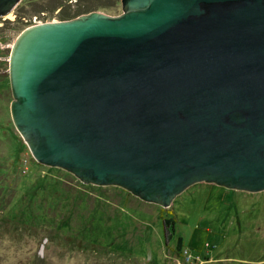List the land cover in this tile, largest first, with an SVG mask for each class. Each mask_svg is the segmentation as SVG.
Masks as SVG:
<instances>
[{
  "label": "water",
  "instance_id": "1",
  "mask_svg": "<svg viewBox=\"0 0 264 264\" xmlns=\"http://www.w3.org/2000/svg\"><path fill=\"white\" fill-rule=\"evenodd\" d=\"M121 2L15 40L11 113L33 157L163 207L200 181L264 190V0Z\"/></svg>",
  "mask_w": 264,
  "mask_h": 264
},
{
  "label": "rangeland",
  "instance_id": "2",
  "mask_svg": "<svg viewBox=\"0 0 264 264\" xmlns=\"http://www.w3.org/2000/svg\"><path fill=\"white\" fill-rule=\"evenodd\" d=\"M56 2L61 1L20 0L0 15L1 80L9 79L4 60L9 66L12 46L27 27L68 20L60 19L65 13L124 12L121 0L100 2L96 8L70 0L52 9ZM36 7L42 10L36 12ZM4 84L0 81V264H264V190L205 181L188 186L165 207L166 220L175 216L173 239L167 243L159 209L145 207L137 196L141 204L129 201L125 191L131 192L118 185L84 182L89 186L80 200L64 188L59 194L63 172L83 181L33 157L12 118L14 98ZM75 183L66 185L79 189ZM178 243L190 259L173 252ZM196 254L200 257L192 259Z\"/></svg>",
  "mask_w": 264,
  "mask_h": 264
},
{
  "label": "trees",
  "instance_id": "3",
  "mask_svg": "<svg viewBox=\"0 0 264 264\" xmlns=\"http://www.w3.org/2000/svg\"><path fill=\"white\" fill-rule=\"evenodd\" d=\"M55 1H58V0H54V2ZM59 1H61V2H56L55 4H54V6H53V8L52 9H57V8H62L63 6V3H67L68 1H70V0H59ZM78 1H80V0H78ZM85 2H86V5L88 4V5H92V7H94V8H96L97 6H99V4H100V2H103V3H105V2H108V0H85ZM113 2V1H112ZM76 4H77V0H76V2H75ZM80 3V2H79ZM75 4V5H76ZM36 9V12L37 11H41L42 10V7H36L35 8ZM61 14V13H60ZM73 16H75V15H69V14H67V13H65V14H62V16H61V18L60 19H69L70 17H73ZM74 18V17H73ZM4 64H5V67L6 68H9V66H8V60H4ZM7 79H0V81H2V82H5V84H4V86L3 87H6V91H5V93L7 94V93H9L10 91H11V88H10V81H9V79H8V75H7V77H6ZM8 88H9V92H7V90H8ZM21 136V135H20ZM21 140L23 141L24 140V138H22V136H21ZM23 144H25L26 146H28V144H27V142H26V140L25 141H23ZM28 148H29V146H28ZM32 157V156H31ZM39 166H41V164H39L36 160H34ZM49 169H51V168H49ZM63 174L66 176V177H64V179L62 180H60V181H58V186H59V188H58V192H59V194L62 192V189L64 188L65 189V191L67 192V194H69V195H73V197H74V199H76V198H78V200H80V199H82V195H84V193L86 192V190H85V188L86 187H88L89 185H87V184H84V182L82 183V182H80L78 179H75V178H73L72 177V175L70 174V173H67V172H63ZM70 180H72V181H75L76 183L74 184V185H72L73 187H76V186H78L79 187V189H73V188H68V186L66 185L67 184V182L68 181H70ZM64 185V186H63ZM67 188V189H66ZM96 188H98V187H96ZM121 191H123V190H121ZM75 192H79V193H75ZM86 194V193H85ZM125 195L127 196V197H129V201H133L134 202V200H136V201H138V202H140L141 200L140 199H138L135 195H133V194H131V193H128L127 191H125ZM68 196V195H67ZM131 199V200H130ZM142 202V201H141ZM141 202H140V204H141ZM136 204H138V203H136ZM142 204L144 205L145 204V207H147V208H149V209H151V206H155V207H157L158 209H159V211H160V213H161V217H162V221H163V223H164V229L166 230H164L165 232H167V234H166V239H167V243L168 242H170L172 239H173V235H172V231L174 230V222H175V216H173V217H168V219L166 220L164 217H165V215H164V212L165 213H167V212H169V210H167L165 207H163V206H161V205H159V204H155V203H148V202H142ZM148 204V205H147ZM139 206H141V205H139ZM171 213L173 214V212L171 211ZM158 214H159V212H158ZM13 225H15V224H13ZM17 228H19V227H25V226H27V224H25L24 223V225L23 226H18V225H15ZM82 241H83V239H82ZM168 245V244H167ZM173 247V246H172ZM173 252H175L178 256L179 255H182V256H185L186 257V260H188V259H190L191 258V256H190V253H189V251L187 250V249H185V248H182L181 247V245H180V243H178L177 245H176V248L174 247V251ZM192 255V254H191ZM208 253L207 254H203L201 257L203 258V259H205V260H207L208 259ZM194 257L196 258H199L200 256H198V254H196V255H194L193 256V258L192 259H194ZM44 264V263H43Z\"/></svg>",
  "mask_w": 264,
  "mask_h": 264
},
{
  "label": "bare ground",
  "instance_id": "4",
  "mask_svg": "<svg viewBox=\"0 0 264 264\" xmlns=\"http://www.w3.org/2000/svg\"><path fill=\"white\" fill-rule=\"evenodd\" d=\"M12 10V9H11ZM10 11V10H9ZM263 255V254H262ZM205 261V260H204Z\"/></svg>",
  "mask_w": 264,
  "mask_h": 264
}]
</instances>
